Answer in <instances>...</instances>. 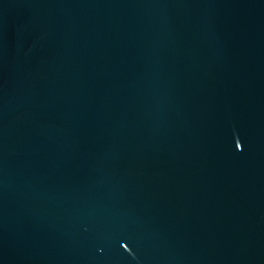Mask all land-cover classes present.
Wrapping results in <instances>:
<instances>
[{
  "label": "water",
  "instance_id": "water-1",
  "mask_svg": "<svg viewBox=\"0 0 264 264\" xmlns=\"http://www.w3.org/2000/svg\"><path fill=\"white\" fill-rule=\"evenodd\" d=\"M0 264H264V0H0Z\"/></svg>",
  "mask_w": 264,
  "mask_h": 264
}]
</instances>
